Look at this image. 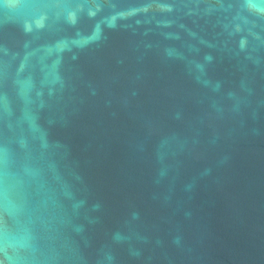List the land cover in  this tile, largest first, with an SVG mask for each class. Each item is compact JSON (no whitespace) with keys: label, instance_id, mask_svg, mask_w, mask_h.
<instances>
[{"label":"water","instance_id":"95a60500","mask_svg":"<svg viewBox=\"0 0 264 264\" xmlns=\"http://www.w3.org/2000/svg\"><path fill=\"white\" fill-rule=\"evenodd\" d=\"M0 264H264V0H0Z\"/></svg>","mask_w":264,"mask_h":264}]
</instances>
